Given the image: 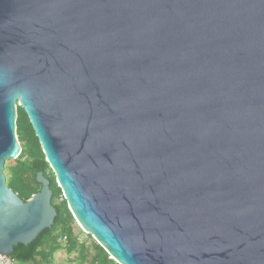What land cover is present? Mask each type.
<instances>
[{
	"label": "water",
	"instance_id": "water-1",
	"mask_svg": "<svg viewBox=\"0 0 264 264\" xmlns=\"http://www.w3.org/2000/svg\"><path fill=\"white\" fill-rule=\"evenodd\" d=\"M18 106L117 263L264 264V0H0L1 256L57 216Z\"/></svg>",
	"mask_w": 264,
	"mask_h": 264
},
{
	"label": "trees",
	"instance_id": "trees-1",
	"mask_svg": "<svg viewBox=\"0 0 264 264\" xmlns=\"http://www.w3.org/2000/svg\"><path fill=\"white\" fill-rule=\"evenodd\" d=\"M17 110L16 132L22 150L19 157L14 159L15 164L7 168V184L23 200L27 201L33 194L40 191L42 185L37 181V174L42 172L44 177L50 181V188L53 193L52 204L57 209V216L51 228L43 230L31 243L16 246L11 257L22 264L31 262L33 264H53L55 253L65 250L69 254L77 253L76 257L82 264L86 262L90 264H119L90 234L88 236L93 239V252L75 233L74 224L76 220L57 184L54 172L46 161L39 138L36 136L25 109L18 106ZM63 238L67 240L66 244L62 243Z\"/></svg>",
	"mask_w": 264,
	"mask_h": 264
},
{
	"label": "rangeland",
	"instance_id": "rangeland-1",
	"mask_svg": "<svg viewBox=\"0 0 264 264\" xmlns=\"http://www.w3.org/2000/svg\"><path fill=\"white\" fill-rule=\"evenodd\" d=\"M15 164L14 160L11 161H7L5 164V173L7 174V168L13 166ZM74 230L75 233L79 236V239L84 242L88 249L93 252V248H92V242L93 239L92 237L88 236L87 233H85L81 227L77 224V222L74 224ZM66 241L64 238L62 239V243L66 244ZM77 253H72L69 254L67 253L65 250H60L58 252L55 253L54 255V261L53 264H82L80 263V261L77 259ZM15 264H22V263H18L16 262ZM29 264H33L32 262ZM45 264V263H43ZM83 264H90L89 262L83 263Z\"/></svg>",
	"mask_w": 264,
	"mask_h": 264
},
{
	"label": "built area",
	"instance_id": "built-area-1",
	"mask_svg": "<svg viewBox=\"0 0 264 264\" xmlns=\"http://www.w3.org/2000/svg\"><path fill=\"white\" fill-rule=\"evenodd\" d=\"M16 261L11 256H1L0 255V264H15Z\"/></svg>",
	"mask_w": 264,
	"mask_h": 264
},
{
	"label": "crops",
	"instance_id": "crops-1",
	"mask_svg": "<svg viewBox=\"0 0 264 264\" xmlns=\"http://www.w3.org/2000/svg\"><path fill=\"white\" fill-rule=\"evenodd\" d=\"M27 264H29V263H27Z\"/></svg>",
	"mask_w": 264,
	"mask_h": 264
}]
</instances>
